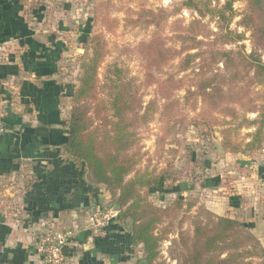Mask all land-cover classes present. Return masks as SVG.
I'll return each instance as SVG.
<instances>
[{
  "label": "trees",
  "instance_id": "obj_1",
  "mask_svg": "<svg viewBox=\"0 0 264 264\" xmlns=\"http://www.w3.org/2000/svg\"><path fill=\"white\" fill-rule=\"evenodd\" d=\"M238 0H182V7L197 12L189 23L176 20L172 24L177 45H169L156 32L142 40L135 50L144 61L145 87L156 86L157 98L144 105L143 95L133 78L122 76L115 67L113 76L101 84L99 67L106 56L102 35L91 36V56L82 64L80 82L73 91L68 119V138L63 143L66 154L84 164L88 178L105 186L110 202L118 209L120 222L132 221L130 234L134 246L143 253L136 264H166L161 244L170 234L167 219L182 214L179 220V242L184 248L180 264H264V247L259 238L240 220L218 215L206 206L195 216L188 215L196 202L177 197L167 206H159L150 198V189L159 186L168 170L142 166L144 154L139 129L156 115L163 127H171L184 102L175 97L186 91L188 106L198 109L208 125H222L223 147L231 153H245L264 146V0H247L239 25L251 32V51L245 50V34L231 28L237 16ZM169 13L142 8L133 23L161 25ZM209 16L216 30L203 18ZM234 46L227 48L226 46ZM178 59L177 72L165 73L166 67ZM220 65L223 67L221 68ZM193 72V76L181 73ZM261 90L254 93L252 85ZM104 94V96H103ZM192 97L196 101L190 102ZM256 113L255 118L248 114ZM253 129L247 139L240 129ZM167 128L165 136L169 134ZM160 137L158 144L165 141ZM190 219L191 230L183 228Z\"/></svg>",
  "mask_w": 264,
  "mask_h": 264
},
{
  "label": "crops",
  "instance_id": "obj_2",
  "mask_svg": "<svg viewBox=\"0 0 264 264\" xmlns=\"http://www.w3.org/2000/svg\"><path fill=\"white\" fill-rule=\"evenodd\" d=\"M41 12L28 13L25 0H0V264H45L36 241L53 226L76 229L65 264H136L143 248L133 245L129 220L92 226L95 211L114 206L105 186L64 150L63 101L75 86L61 78L62 40L44 29ZM253 158L214 164L217 172L205 182L217 178V185L203 186L204 201L264 245V161ZM189 185L180 195H191ZM173 189L171 195L179 191Z\"/></svg>",
  "mask_w": 264,
  "mask_h": 264
},
{
  "label": "rangeland",
  "instance_id": "obj_3",
  "mask_svg": "<svg viewBox=\"0 0 264 264\" xmlns=\"http://www.w3.org/2000/svg\"><path fill=\"white\" fill-rule=\"evenodd\" d=\"M25 2L28 13L33 14L34 9L41 8L43 14L41 22L44 29L55 32L61 37L62 47L64 48L60 63V69L63 73L61 78H66L68 82L74 84L75 88L79 84L82 75V64L92 54L90 43L86 40L84 34L88 30L91 31L92 37L102 35L106 43L107 53L99 67L101 84L106 81V76H113L115 67H118L122 70L123 77L133 78L136 85H138L145 101L144 105L157 98L156 86H144V61L136 53L135 46L142 40H149L156 32L161 33L169 45L178 46L173 31L176 26L172 28L173 22L180 20L183 24H187L194 17H199L194 10L184 7L176 10L182 0H25ZM246 4L247 0L235 2L234 8L237 16L232 21L231 28L245 34L243 43L245 44V50L249 53L253 47L250 39L251 32L239 25ZM142 8L154 11L163 8L166 13H169L168 19L161 25L133 23L132 20L137 18V14ZM203 19L210 24L212 29H217L215 22L209 20V16ZM226 47L234 48L232 45ZM178 61V59L173 60L166 67L163 75L176 73ZM220 67L223 66L220 65ZM181 75L193 76V72L190 70L187 73H181ZM251 89L256 93L261 90V87L254 84ZM72 95L67 94L63 101L62 111L67 120L72 109ZM175 97L181 99L184 105L181 112L172 118L171 127H163L159 116L156 115L152 122L141 127L138 131L144 154L142 166L155 168L157 172L168 170V175L162 179L161 184L150 189V198L155 204L167 206L172 200L180 197L196 202V206L187 213L195 216L199 207L206 206L204 201L206 191L203 186H206L205 181H207V178L217 172L214 171V164H219V162L228 158L232 160L231 164H233V161L239 155L254 156L253 161L262 162L264 161V146L262 149L245 153L227 151L222 144V130L224 127L222 125L210 126L206 117L199 115L202 105L201 99H197L199 107L194 110L186 104L188 100L186 99L185 89L177 91ZM196 98L192 97L189 104L196 101ZM256 116V113L248 114L250 118ZM167 128L170 129V132L164 137ZM240 132L241 137L247 139L248 133L253 132V129L245 127L240 129ZM160 137L165 138L162 145L158 144ZM225 172L223 173L225 174ZM216 179L210 181L206 187L217 185ZM223 179L224 183L227 184L228 178L226 175ZM186 183L193 187L191 195H180L181 192L183 193ZM175 186H178L179 191L171 195L172 192L169 193L168 191L176 190L173 189ZM181 216L182 214L176 218L167 219L165 223L170 228V234L162 242L160 250L166 264H180L184 254V248L179 242L178 235ZM129 222L132 224L131 220ZM183 225L184 229L191 230L192 228L189 218L184 220ZM253 259L255 261L264 260V254L260 259Z\"/></svg>",
  "mask_w": 264,
  "mask_h": 264
},
{
  "label": "built area",
  "instance_id": "obj_4",
  "mask_svg": "<svg viewBox=\"0 0 264 264\" xmlns=\"http://www.w3.org/2000/svg\"><path fill=\"white\" fill-rule=\"evenodd\" d=\"M118 209L111 207L97 210L91 216L92 226L100 230L117 219ZM76 229L51 227L42 233L36 241L37 252L43 257L45 264H65V246L74 237Z\"/></svg>",
  "mask_w": 264,
  "mask_h": 264
}]
</instances>
